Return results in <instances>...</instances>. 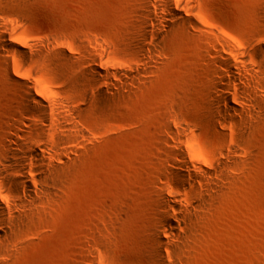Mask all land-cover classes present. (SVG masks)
Listing matches in <instances>:
<instances>
[{"label":"rangeland","instance_id":"rangeland-1","mask_svg":"<svg viewBox=\"0 0 264 264\" xmlns=\"http://www.w3.org/2000/svg\"><path fill=\"white\" fill-rule=\"evenodd\" d=\"M95 59L113 84L87 85ZM239 59V87L220 92V62ZM40 97L54 118L73 110L61 122L86 137L54 129L60 186L26 210L0 180L14 209L0 226V264H159L166 212L182 227L161 243L165 264H264V0H0V153L13 120L36 116L23 100L36 108ZM224 98L239 112L212 110ZM223 118L222 135L212 120ZM229 148L237 155L221 166ZM199 166L211 173L201 178ZM38 168L26 170L40 187ZM176 172L197 176L195 187Z\"/></svg>","mask_w":264,"mask_h":264},{"label":"bare ground","instance_id":"bare-ground-1","mask_svg":"<svg viewBox=\"0 0 264 264\" xmlns=\"http://www.w3.org/2000/svg\"><path fill=\"white\" fill-rule=\"evenodd\" d=\"M143 29V27H142ZM147 30V29H146ZM143 30L144 36H146V31ZM1 40L6 44V46L10 49L16 50V46L13 47L12 44L7 40V37L4 34H1ZM15 45V44H14ZM259 45V44H257ZM261 45H259L260 47ZM62 54L65 55V51H62ZM242 56V54H241ZM98 59L93 60V68L90 72L87 73V77L89 79H84L88 86H92L93 82H96L99 77H102L106 83L113 84L110 75V69L103 68L98 64ZM243 65V60L239 59L237 61V65L234 67L230 62H220V67L227 73L228 79L217 72H215L214 76L217 79L215 81V87L217 90L223 93L231 94L234 88H238L239 84L237 82V77H241V73L238 70V67ZM7 76L9 75V70L6 69ZM14 80V79H13ZM25 89L26 93L29 96L35 97V84L31 81H27L26 83H20ZM106 93L103 90H96L94 95L97 97L104 96ZM236 94V93H235ZM224 103L222 100H218L216 103L211 104L212 110L222 112L224 115H230L231 112H239L238 108L233 105L231 102L224 98ZM38 106L33 108L31 102L27 99L23 100V108L29 112H35L36 116L24 118L22 115L13 120L12 126L5 130L4 134H6V138L8 139V143L4 144V151L0 153V180L2 184L11 183L13 185L12 191L16 196L22 197L25 201L21 204H13L18 209H25L29 205L35 202V198L39 195L45 197L53 196L56 190L59 188L60 184L55 181V177L61 175L62 168L55 164L56 160H63L64 153L58 149V146H55V140L53 139L54 129L56 128H67L69 132H72L73 139H77L79 137H86L85 132L76 128L73 125H65L62 120H64L61 114L66 115L67 118L74 117L76 118V113L73 110L64 111L62 109L59 110V117L54 118L51 114V107L53 104L46 98L40 97L37 99ZM227 118H223L221 120H212V126L217 129L220 127L219 125H227ZM179 126V134H177V139L179 140L181 137H184L188 132V126L186 124H178ZM219 129V128H218ZM217 129V130H218ZM222 135L223 131L218 130ZM52 137V138H51ZM79 140V139H78ZM178 154L180 159V164L183 166L189 165V158L185 151L178 147ZM222 160L219 161L220 165L226 166L227 163L234 159L237 155V150H233L229 148L227 153H222ZM34 160L36 164H38L39 168L37 169V178L42 186H34L28 178L26 167ZM47 160H49L48 163ZM52 160V161H51ZM33 164V163H32ZM173 165H177L173 163ZM201 170L200 176L204 178V174L211 173L206 168L204 169L202 166H199ZM214 169V173L217 171ZM9 173V175H7ZM177 178L185 177V174H179V172L175 173ZM54 178V179H53ZM186 178L193 184L195 187V182L198 180L197 176L188 173ZM41 196V197H42ZM163 200L166 206L172 207L174 210L179 209L177 204L178 200L173 197L163 196ZM27 202L30 203L27 205ZM12 201L10 198L7 199V203H5L2 198H0V226L3 225L6 227L7 220L6 217L11 214V210H14L12 207ZM191 208H197L194 203L189 205ZM26 210V209H25ZM9 212V213H8ZM180 216V214L178 213ZM24 221H13V226L17 227L23 225ZM165 225H168L171 228V231L165 229ZM182 227L181 223H176L168 212H166L163 216V223L160 226V231L155 235V255L154 259L159 264H165L162 252L160 250L161 243L165 240H172L174 235V231L180 229ZM161 232V233H160ZM178 239L180 237L177 236Z\"/></svg>","mask_w":264,"mask_h":264}]
</instances>
